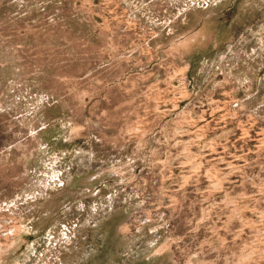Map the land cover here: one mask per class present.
<instances>
[{
    "label": "rangeland",
    "instance_id": "rangeland-1",
    "mask_svg": "<svg viewBox=\"0 0 264 264\" xmlns=\"http://www.w3.org/2000/svg\"><path fill=\"white\" fill-rule=\"evenodd\" d=\"M0 264H264V0H0Z\"/></svg>",
    "mask_w": 264,
    "mask_h": 264
}]
</instances>
